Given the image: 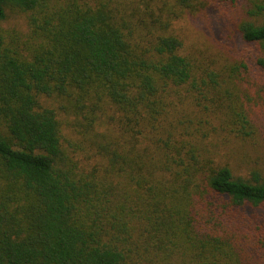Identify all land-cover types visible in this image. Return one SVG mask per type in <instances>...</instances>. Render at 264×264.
I'll list each match as a JSON object with an SVG mask.
<instances>
[{"label": "trees", "instance_id": "obj_1", "mask_svg": "<svg viewBox=\"0 0 264 264\" xmlns=\"http://www.w3.org/2000/svg\"><path fill=\"white\" fill-rule=\"evenodd\" d=\"M169 3L193 0H0L29 26L0 35V264H264V174L216 159L208 119L166 120L175 88L213 105L225 83L153 30ZM238 29L264 72V25Z\"/></svg>", "mask_w": 264, "mask_h": 264}, {"label": "rangeland", "instance_id": "obj_2", "mask_svg": "<svg viewBox=\"0 0 264 264\" xmlns=\"http://www.w3.org/2000/svg\"><path fill=\"white\" fill-rule=\"evenodd\" d=\"M255 3L264 5V0H236L234 3L193 0L191 7L174 3H169V8H162V4L151 7L155 13L153 20L160 21L153 30L173 35L181 41L179 53L191 61L197 75L205 77L206 71L214 70L221 73L225 80L218 93L219 100L213 105L211 101L201 100L198 106L195 101L197 95L188 91V85L175 88L177 95L173 91L170 96L172 105L166 116L167 122L185 116L196 124L208 119L211 126H206L205 137L200 136L202 141L216 155L215 158L227 164L235 175L247 178L256 170L264 174V72L255 64L259 56L256 48L242 40L238 29L242 22L247 21L264 25V10L260 15H249ZM161 10L163 15L159 18L157 15ZM167 21H170V26H166ZM28 27L26 15L8 12L7 19L0 21V35L24 36ZM134 27H138L137 22ZM141 33L139 30L135 36ZM242 64L249 65L248 73L244 70L233 72ZM42 101L59 111L57 99L44 98ZM232 109L246 111L251 123L248 135L239 133V127L230 130L221 126V121L233 116ZM59 118L64 137L71 140L67 117L59 111ZM64 142L71 152L69 143L65 139Z\"/></svg>", "mask_w": 264, "mask_h": 264}]
</instances>
